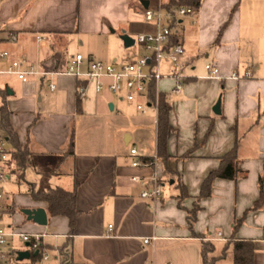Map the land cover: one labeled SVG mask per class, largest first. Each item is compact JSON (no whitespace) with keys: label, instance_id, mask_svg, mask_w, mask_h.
I'll return each instance as SVG.
<instances>
[{"label":"crops","instance_id":"obj_1","mask_svg":"<svg viewBox=\"0 0 264 264\" xmlns=\"http://www.w3.org/2000/svg\"><path fill=\"white\" fill-rule=\"evenodd\" d=\"M144 1L152 8L157 2L0 0V50L9 52L8 57L0 58V69L12 59L26 58L35 69L46 71L52 55L64 53L79 33L108 32L113 36L119 30L135 40L137 34L154 28L141 15ZM193 9V15L172 24L171 35L183 46L179 64L160 61L161 71L175 70L187 79L177 93L172 91L171 78L157 84L171 106L168 154L182 155L198 144L177 166L188 194L181 201L176 198L175 183L163 178L159 159L154 167L131 165L136 158L157 155L154 108L152 150L142 146L132 155L129 150L136 147L134 140L141 142L147 127L144 122L127 119L120 102L128 101L107 91L97 93L91 84L79 98L81 81L68 74H34L25 80L0 74V89L6 90L0 95L11 112V126L29 151L23 167L8 165L2 227L47 233L44 245L49 257L32 260L35 255H31L25 259L28 263L51 259L50 264H61L66 255L74 264H201L203 238L214 244V256L226 248L225 256L215 264H232L233 240H251L253 264H264V205L246 211L259 195L260 176L264 190V0H200ZM134 45L136 55L144 54L142 46L135 41ZM71 55H66V62ZM114 60L119 58L106 61ZM195 61H201L199 70ZM207 63L217 66L220 77L205 76ZM246 68L250 77L227 78L233 72L243 74ZM50 82L55 85L53 90ZM218 99L220 112L216 114L212 108ZM128 103L139 114L145 112ZM140 118L143 120V115ZM71 136L72 153H67ZM235 142L245 176L214 180L211 195L197 202L200 210L193 234L186 224V209L192 207L204 177L218 166V157ZM7 144L10 147L8 140ZM154 171L161 179L162 192L156 199L142 198V186L130 177L148 179ZM31 185L37 190L56 186L76 190L80 213L72 231L66 216H50L46 202L31 198ZM25 207L44 208L47 224L27 220L21 212ZM241 217L233 234V221ZM145 237L154 239L145 244ZM14 242L26 246L18 239Z\"/></svg>","mask_w":264,"mask_h":264},{"label":"built area","instance_id":"obj_2","mask_svg":"<svg viewBox=\"0 0 264 264\" xmlns=\"http://www.w3.org/2000/svg\"><path fill=\"white\" fill-rule=\"evenodd\" d=\"M163 0H157L155 7H146L141 11L143 20L153 25V30L137 34L135 42L144 49V54L114 61H105L91 56L85 57L82 53L72 54L66 62L64 69L60 71H40L26 58H15L10 60L5 69H0V74H14L19 79L25 80L27 75H52L68 74L74 76L81 84L77 86L79 98L85 96L88 84L93 86L97 93L107 91L110 94L134 103L135 109L144 112L147 108L153 107L157 111V100L159 90L158 82L164 78H171L174 81L172 91L177 93L182 88L187 76L181 72H163L160 69V61L167 59L170 64L177 66L180 56L183 54V46L179 43L168 46L169 37L172 33V24L179 18L193 15L192 6L180 5L166 10L162 6ZM14 40L13 34L9 35ZM9 56L7 50H0V58ZM206 77H220L219 69L209 63L204 65ZM251 76V71L246 68L243 74L233 72L227 78L241 79ZM154 82V98H149V83ZM49 88L53 90L55 85L49 83ZM156 122V119H155ZM130 154L136 155L137 149L132 146ZM10 159L9 147L5 134L0 129V212L2 210V199L4 197V184L9 178L10 167L7 162ZM159 163L157 155L141 160L134 159L132 166H156ZM130 180L142 186L140 197L156 199L162 192L161 179L154 171L152 175L145 179L142 176L133 175ZM45 232H26L19 228L5 229L0 226V264H17L18 252L28 250L30 256L35 251L41 259H47L49 252L44 245ZM14 239L26 243L24 248L18 247ZM154 237H145L143 242L148 244ZM57 250V254L59 255ZM36 254V255H37ZM165 264H173L168 261Z\"/></svg>","mask_w":264,"mask_h":264},{"label":"trees","instance_id":"obj_3","mask_svg":"<svg viewBox=\"0 0 264 264\" xmlns=\"http://www.w3.org/2000/svg\"><path fill=\"white\" fill-rule=\"evenodd\" d=\"M200 0H163V8L171 10L174 7L180 5L186 6H198ZM12 34V33H10ZM175 36L170 35L168 46L177 44ZM51 63L48 67H45L46 71H60L64 69L66 64V54L57 52L53 54ZM5 89H0V94L5 93ZM149 98H154V82L149 83L148 89ZM171 106L164 93L158 94L157 100V113H156V152L157 158L161 161L163 167V178L175 183L178 190L176 198L181 201L187 197V190L184 183L181 180V175L178 171V163L188 158L195 147L198 144H194L193 147L182 155H169L167 152V138L169 131V112ZM11 112L7 109L6 104L0 105V129L7 135L10 147V159L7 162L8 165L13 164L14 167H23L26 164V159L29 154L26 144L19 143L18 137L13 130L10 123ZM210 128L206 132L204 139L207 137ZM203 139V140H204ZM236 142L233 147L226 153L218 157L219 164L215 169L210 170L204 177L200 184L199 193L195 197V201L191 208L186 209V224L189 230L193 231V225L197 218V213L200 210L198 200L211 195L212 184L216 178H226L237 180L239 177L245 176V171L239 167V158L237 156ZM73 139L72 136L69 139L67 153H72ZM259 195L252 205L246 210H256L264 205V190L262 189V178L259 177ZM29 195L35 200L44 201L47 204V212L50 216L64 215L68 218L69 230L72 231L75 227L76 219L80 213L76 206V190H65L61 187H49L43 190H37L32 185L29 188ZM242 217L233 221L232 230L237 229L241 223ZM233 260L232 264H253L254 245L251 240H233ZM214 251V244L209 240H201L200 244V258L201 264H215L220 258H223L226 254V248L223 249L220 255H212ZM32 260H39L40 255L31 256ZM61 264H74L67 261L66 255L63 256Z\"/></svg>","mask_w":264,"mask_h":264},{"label":"rangeland","instance_id":"obj_4","mask_svg":"<svg viewBox=\"0 0 264 264\" xmlns=\"http://www.w3.org/2000/svg\"><path fill=\"white\" fill-rule=\"evenodd\" d=\"M118 33V34H117ZM122 34L119 30L116 32V35L111 36L110 34H108V32H106L105 34H97V35H87L85 33H79L77 35V39L74 40L72 42V44L70 46H66L65 47V54L66 55H70V54H74L75 52H80L85 56H91L94 58H99L102 60H108V59H113L114 57L116 58H127V57H132V56H136L135 54V49L137 47V45L134 46H126L124 44V41L122 39ZM132 39L134 37H131ZM142 51V50H141ZM201 61H195V65L197 70L200 69V67H202ZM160 84H165V79H162L160 82ZM46 84H44L42 86L43 89H45ZM91 87V86H90ZM161 87V86H160ZM163 89V88H161ZM4 103L2 96L0 95V105H2ZM121 107L124 110V113H126L127 119H129L130 117L132 118V121L136 122H144V124L146 125L147 129L145 131L144 137H142V141L139 142V140H134L136 142V148L138 150V148H141L142 146L147 147L148 149H150V151L152 150L153 147V141H152V135H153V129H154V119H155V111L154 109H152L151 107L147 108L145 110V112L143 114H139L138 112H136L134 110V108L132 107V105H130L128 102L122 101L120 102ZM140 115H143V120H141ZM113 119H115V117H112ZM104 117H102L100 120H103ZM130 120V119H129ZM143 124V123H140ZM148 131V134H147ZM129 150V148H128ZM14 178V177H12ZM14 181V179H13ZM12 181V183H13ZM15 187H13L12 189L14 190V192H18V185L14 184ZM9 187V185L5 186V189H7ZM17 188V189H15ZM21 188V187H20ZM11 189V188H10ZM5 223L4 221L0 220V226H4ZM22 245V244H21ZM29 260H23V261H18L17 264H26L28 263ZM31 263V262H30ZM28 263V264H30ZM51 263V259H49L48 261H36L33 262L31 264H50Z\"/></svg>","mask_w":264,"mask_h":264},{"label":"water","instance_id":"obj_5","mask_svg":"<svg viewBox=\"0 0 264 264\" xmlns=\"http://www.w3.org/2000/svg\"><path fill=\"white\" fill-rule=\"evenodd\" d=\"M144 7H147V2H143ZM122 39L124 41V44L126 46H131L134 43V39H132L129 35L125 34L123 32ZM10 93V91L8 90ZM220 106V99L216 101V103L213 106V112L218 114L220 112L219 109ZM111 107V106H110ZM21 212L26 216L27 220H32L38 225H46L47 224V213L46 210L42 207H35V208H21ZM37 251L33 253V255H36ZM30 253L28 250H21L18 252L17 260L21 261L24 259L29 258Z\"/></svg>","mask_w":264,"mask_h":264}]
</instances>
